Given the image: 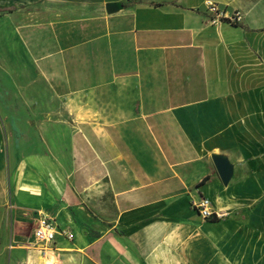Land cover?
<instances>
[{
	"label": "crops",
	"instance_id": "obj_1",
	"mask_svg": "<svg viewBox=\"0 0 264 264\" xmlns=\"http://www.w3.org/2000/svg\"><path fill=\"white\" fill-rule=\"evenodd\" d=\"M0 264H264V0H0Z\"/></svg>",
	"mask_w": 264,
	"mask_h": 264
},
{
	"label": "built area",
	"instance_id": "obj_2",
	"mask_svg": "<svg viewBox=\"0 0 264 264\" xmlns=\"http://www.w3.org/2000/svg\"><path fill=\"white\" fill-rule=\"evenodd\" d=\"M205 7L210 14H213L217 18H222L225 14V12L220 11L213 2L207 1ZM240 19L241 13L234 12L227 18V21L235 24L238 23ZM191 205L202 220H219L224 216L222 213L212 210L209 200L205 197H200L198 200L192 201ZM57 235L63 236L68 240H72L73 238V234L69 230L60 229L53 220L39 214L33 229L34 241L39 244L50 245L54 242Z\"/></svg>",
	"mask_w": 264,
	"mask_h": 264
},
{
	"label": "water",
	"instance_id": "obj_3",
	"mask_svg": "<svg viewBox=\"0 0 264 264\" xmlns=\"http://www.w3.org/2000/svg\"><path fill=\"white\" fill-rule=\"evenodd\" d=\"M105 8L108 13H111L118 9L119 5L116 3H108ZM211 158L221 182L227 185L232 176V166L229 161L222 156L212 155Z\"/></svg>",
	"mask_w": 264,
	"mask_h": 264
},
{
	"label": "rangeland",
	"instance_id": "obj_4",
	"mask_svg": "<svg viewBox=\"0 0 264 264\" xmlns=\"http://www.w3.org/2000/svg\"><path fill=\"white\" fill-rule=\"evenodd\" d=\"M34 227H35V226H32V227H31L29 224H28V226L25 227V229L28 230V231H26V232H27V234H28V238H29V240H33V239H32V236H31V232H32V230L34 229Z\"/></svg>",
	"mask_w": 264,
	"mask_h": 264
},
{
	"label": "trees",
	"instance_id": "obj_5",
	"mask_svg": "<svg viewBox=\"0 0 264 264\" xmlns=\"http://www.w3.org/2000/svg\"><path fill=\"white\" fill-rule=\"evenodd\" d=\"M226 20V19H225ZM227 21V20H226ZM209 221H213V222H215V221H217V220H215V219H213V220H209Z\"/></svg>",
	"mask_w": 264,
	"mask_h": 264
}]
</instances>
